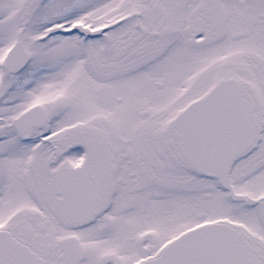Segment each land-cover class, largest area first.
<instances>
[{
    "label": "snow or ice",
    "instance_id": "1",
    "mask_svg": "<svg viewBox=\"0 0 264 264\" xmlns=\"http://www.w3.org/2000/svg\"><path fill=\"white\" fill-rule=\"evenodd\" d=\"M0 264H264V0H0Z\"/></svg>",
    "mask_w": 264,
    "mask_h": 264
}]
</instances>
